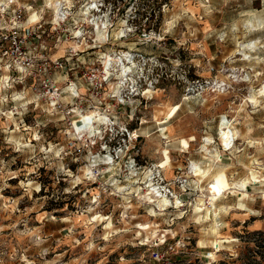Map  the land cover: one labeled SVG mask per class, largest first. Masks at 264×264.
Instances as JSON below:
<instances>
[{
	"label": "rangeland",
	"instance_id": "374dc122",
	"mask_svg": "<svg viewBox=\"0 0 264 264\" xmlns=\"http://www.w3.org/2000/svg\"><path fill=\"white\" fill-rule=\"evenodd\" d=\"M61 8L54 22L46 0H0L4 25L21 10L35 31L26 58L42 68L0 71V264H264V26L249 25L264 20V0ZM120 57L130 71L112 80L104 61ZM74 110L107 123L78 137ZM148 182L173 204L149 203ZM201 196L209 220L193 211Z\"/></svg>",
	"mask_w": 264,
	"mask_h": 264
},
{
	"label": "bare ground",
	"instance_id": "6f19581e",
	"mask_svg": "<svg viewBox=\"0 0 264 264\" xmlns=\"http://www.w3.org/2000/svg\"><path fill=\"white\" fill-rule=\"evenodd\" d=\"M46 3L48 5V7L51 8L52 12H53V17H54V22H57L59 16H60V12L62 10L61 6H62V3H65V4H68L70 5V0H46ZM92 4V3H91ZM96 5H92V11H94L96 9ZM88 11V10H87ZM86 11V14H89L88 12ZM91 14V13H90ZM29 23H36V21L34 19H32V17H30ZM38 22V21H37ZM257 23V25H255ZM57 24V23H56ZM104 24V23H103ZM252 23L250 22V26L251 28H257V27H261V26H264V20L263 19H256V22ZM91 26L95 29V33H96V37L99 39V40H102L104 39V35L103 33L100 32L101 30V26L95 24V23H92ZM104 29H106V26L104 25L103 26ZM105 33H106V30H105ZM122 33V32H120ZM119 36V35H118ZM121 37V36H120ZM253 48V47H252ZM255 48V47H254ZM256 49V48H255ZM252 50V49H251ZM125 57V61H127L128 63H131L133 61H131L130 59H128V56L126 54L123 55ZM123 57H120V60L121 62H113V59H106V61H104V66H108L107 69L110 70V68L114 65L116 68L117 71H116V74L114 75V78L112 80H122L124 79L126 76H127V73L130 71L129 68L126 67V65L123 63ZM130 58V57H129ZM113 63V64H112ZM134 65V64H133ZM114 69V70H115ZM7 76V75H6ZM5 79V78H4ZM73 88H70L71 92L73 94H75V91L74 89L72 90ZM261 94L264 95V86L262 87L261 91H260ZM254 103L256 104V99L255 98H251ZM74 113H75V119L78 121L75 122L77 125L74 127L75 129V132H76V135L78 137H83V136H93L95 134V129L94 128V125L97 123L98 125L102 124V125H106L107 121H106V118L101 115L100 113H87V114H82V113H79L78 111L74 110ZM174 116V115H173ZM172 116V117H173ZM171 119V118H170ZM170 119L168 120H163V121H158L157 120V124L158 125H163L165 123H167ZM228 127H224L222 129V134L221 135H224V130L227 129ZM145 129V128H144ZM143 131V130H142ZM162 131H166V127H163V128H159V130L157 132H162ZM94 133V134H93ZM142 134V133H140ZM139 134V135H140ZM232 134V138L233 140H235V136H236V133H231ZM136 135V132L135 134ZM169 143V142H168ZM176 144V146L178 145L176 142H174ZM174 144V146H175ZM170 145V143H169ZM179 145L181 146L182 145V141L179 140ZM172 146V147H174ZM175 146V147H176ZM171 147V146H170ZM178 148V147H177ZM166 152H168L167 150H165ZM180 152V151H179ZM111 161H109V163L113 162L112 159H110ZM216 160H219V158L217 157ZM108 163V164H109ZM107 164V163H106ZM193 168L195 169L194 171L195 172H203L204 170H202L200 167H198L197 165H193ZM87 175L90 176L91 175V171L89 169H87ZM146 179V178H145ZM146 183V182H145ZM149 184L146 186L148 187L146 192H145V196L144 198L148 200L149 203H156L158 208L160 209V211H164L166 210V207L170 206L171 204H173L172 202L169 201V199L167 197H165L164 194H162V192H159V190L156 189V187H153L154 185L150 182H148ZM120 186V185H119ZM119 186H116V189L118 191H122L123 188L122 187H119ZM246 187V183H241L240 185H238V188H241V189H245ZM201 188V187H199ZM220 190H222V193H223V188L221 185H219L218 183L215 182V186H211L210 189H209V201L211 202H214L216 203L217 202V198L219 196V192ZM231 191L229 193H235V188L233 189H230ZM234 190V191H233ZM201 191L203 192V190L201 189ZM239 191V190H237ZM129 193H124L122 194L123 196L125 195H128ZM121 195V194H120ZM121 195V196H122ZM122 196V198H123ZM204 196V195H203ZM125 198V197H124ZM146 200V202H147ZM203 199H202V196L198 198V201H197V204L193 207L194 208V212L196 214V217L197 219H203L205 218L206 220H209L211 218V210H209L208 208L204 209V203H203ZM151 205V204H150ZM210 205V204H209ZM156 206V205H155ZM175 207V206H174ZM177 209V208H175ZM203 210H204V213H203ZM224 210V209H223ZM219 211V210H218ZM250 211V210H249ZM153 213V212H152ZM150 212V216L153 217L154 216V213L152 214ZM215 214H216V211H215ZM195 217V218H196ZM210 227V226H209ZM210 235H212V237H215L214 240L211 242L213 246H215V248H218V240L219 239H222L221 236L218 235L217 233V230L215 227L211 228L210 230ZM203 241V240H202ZM202 241H199L198 244L200 247H204V242ZM216 250V249H215ZM210 258L213 257V253H209L208 254Z\"/></svg>",
	"mask_w": 264,
	"mask_h": 264
},
{
	"label": "built area",
	"instance_id": "2783aa9c",
	"mask_svg": "<svg viewBox=\"0 0 264 264\" xmlns=\"http://www.w3.org/2000/svg\"><path fill=\"white\" fill-rule=\"evenodd\" d=\"M10 3L11 2H9V4ZM5 7L7 8V6ZM3 13L5 14V9H3ZM4 14H1L0 18L4 19ZM22 17L23 15L21 13V10H14L12 11L11 15H8L7 17V25L3 24V19L0 20V71L4 70L7 72H21V74H26L27 77L28 73L30 74L31 72H36V70H34L36 66L40 71L42 70V68L38 66L36 61H31L26 58V56L29 57L28 54H31V52H29L31 49L27 51V46L30 45L31 40H34L35 31H33L32 28H28L22 25ZM3 59L7 60L3 61ZM55 63H53L55 64L54 68L61 67L60 63ZM49 70L50 66L46 67L43 71ZM43 86L44 88H46V95H49L52 100V106L57 107L58 100L61 98V92L59 91V88H57L55 86V83L52 82L48 77L43 80ZM75 94L77 93L75 92ZM77 96L78 94L76 95V97ZM91 138L94 139V136H91L89 139ZM89 143H91V146L95 145V142L92 140H89ZM154 259H159V261L161 260L163 262V258L157 253H154Z\"/></svg>",
	"mask_w": 264,
	"mask_h": 264
}]
</instances>
